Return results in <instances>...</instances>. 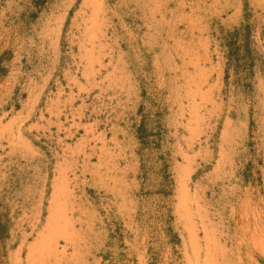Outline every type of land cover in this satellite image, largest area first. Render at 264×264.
I'll use <instances>...</instances> for the list:
<instances>
[{"label":"rangeland","instance_id":"1","mask_svg":"<svg viewBox=\"0 0 264 264\" xmlns=\"http://www.w3.org/2000/svg\"><path fill=\"white\" fill-rule=\"evenodd\" d=\"M0 264H264V0H0Z\"/></svg>","mask_w":264,"mask_h":264},{"label":"trees","instance_id":"2","mask_svg":"<svg viewBox=\"0 0 264 264\" xmlns=\"http://www.w3.org/2000/svg\"><path fill=\"white\" fill-rule=\"evenodd\" d=\"M227 47V61L231 66L241 65L243 69L249 70L253 66V53L251 50L250 28L248 25L234 29L224 37Z\"/></svg>","mask_w":264,"mask_h":264}]
</instances>
